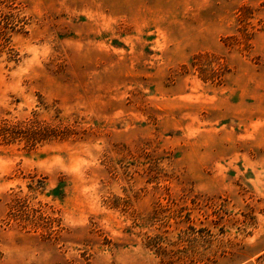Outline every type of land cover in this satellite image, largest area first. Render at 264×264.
I'll list each match as a JSON object with an SVG mask.
<instances>
[{"label":"rangeland","instance_id":"rangeland-1","mask_svg":"<svg viewBox=\"0 0 264 264\" xmlns=\"http://www.w3.org/2000/svg\"><path fill=\"white\" fill-rule=\"evenodd\" d=\"M0 264H264V0H0Z\"/></svg>","mask_w":264,"mask_h":264}]
</instances>
